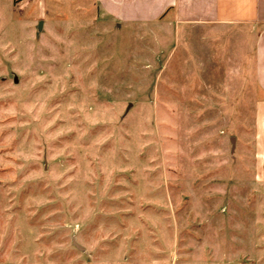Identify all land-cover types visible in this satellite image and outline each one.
I'll use <instances>...</instances> for the list:
<instances>
[{"label":"rangeland","instance_id":"obj_1","mask_svg":"<svg viewBox=\"0 0 264 264\" xmlns=\"http://www.w3.org/2000/svg\"><path fill=\"white\" fill-rule=\"evenodd\" d=\"M75 1L0 0V264H264L250 72Z\"/></svg>","mask_w":264,"mask_h":264},{"label":"crops","instance_id":"obj_2","mask_svg":"<svg viewBox=\"0 0 264 264\" xmlns=\"http://www.w3.org/2000/svg\"><path fill=\"white\" fill-rule=\"evenodd\" d=\"M75 3L78 10L88 13L92 10L96 20L113 23L120 30L152 25L202 29L196 39L205 41L200 49L205 51L206 62L200 67L205 66L208 71L221 65L223 85L227 90H237L238 100L245 96V76L250 72L257 122L255 162L264 182V0H76Z\"/></svg>","mask_w":264,"mask_h":264},{"label":"water","instance_id":"obj_3","mask_svg":"<svg viewBox=\"0 0 264 264\" xmlns=\"http://www.w3.org/2000/svg\"><path fill=\"white\" fill-rule=\"evenodd\" d=\"M232 144H233V146H234V139H232Z\"/></svg>","mask_w":264,"mask_h":264}]
</instances>
